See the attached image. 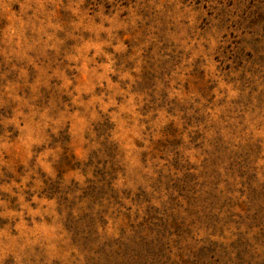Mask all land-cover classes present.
<instances>
[{
	"label": "rangeland",
	"instance_id": "rangeland-1",
	"mask_svg": "<svg viewBox=\"0 0 264 264\" xmlns=\"http://www.w3.org/2000/svg\"><path fill=\"white\" fill-rule=\"evenodd\" d=\"M0 264H264V0H0Z\"/></svg>",
	"mask_w": 264,
	"mask_h": 264
}]
</instances>
